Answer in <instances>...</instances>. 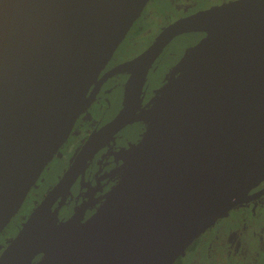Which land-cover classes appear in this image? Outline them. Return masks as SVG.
I'll return each mask as SVG.
<instances>
[{
	"label": "water",
	"instance_id": "95a60500",
	"mask_svg": "<svg viewBox=\"0 0 264 264\" xmlns=\"http://www.w3.org/2000/svg\"><path fill=\"white\" fill-rule=\"evenodd\" d=\"M149 1L0 0V233ZM190 31L207 35L144 110L151 126L102 206L80 225L59 222L52 208L99 137L127 123L130 104L81 149L0 264H175L219 218L264 193H252L264 180V0L180 18L124 66L144 79L162 49Z\"/></svg>",
	"mask_w": 264,
	"mask_h": 264
},
{
	"label": "flooded vegetation",
	"instance_id": "af4514ba",
	"mask_svg": "<svg viewBox=\"0 0 264 264\" xmlns=\"http://www.w3.org/2000/svg\"><path fill=\"white\" fill-rule=\"evenodd\" d=\"M197 1L150 0L148 2L100 73L98 79L91 86L88 96H93L92 102L82 112L68 140L61 147V149L64 147L65 149L68 148L64 157L65 165L61 173L47 186L34 188L35 184L30 190L27 197H40L39 201L34 202V207L30 213L58 183L72 165L77 154L89 140L93 137L96 140L103 129L130 104L131 112L129 113V118L126 119L127 123L125 122L126 124L118 131L99 137L97 143L95 142L94 155L81 168L71 186L54 198L52 208L58 211L59 222H73L76 225H80L87 221L106 201L131 164L151 126L153 117L144 116V110L150 107L160 96L188 59L190 53L207 33L190 31L175 36L162 49L149 67L144 79L136 76L138 68L135 66L126 68L124 63L136 58L145 51L164 29L173 22L198 11L234 0H206L201 2L199 6ZM151 4H156L155 10H150ZM144 15H148L149 20H154L158 24V28L151 30L153 32L151 37L137 50L122 53L123 49L131 46L127 44L143 37L146 25L142 24L141 18ZM148 29L150 31V28ZM106 75H108L107 78H105ZM67 144L68 147H66ZM261 189H264V180L252 190V193ZM257 197L249 202L240 204V206H245L254 201H264V193ZM224 216L216 222L223 220ZM240 233V228H234L233 226H230L225 231L222 242L226 254L236 256L235 264H250L251 261H253V264H264V248L258 249L255 255L253 256L252 254L251 257L248 256L249 254L240 256L233 251V247L240 238ZM16 234L5 244L0 255ZM197 239L189 248L196 244ZM43 256V253L38 255L36 261H39ZM181 257H179L180 261ZM176 262L178 264L179 261Z\"/></svg>",
	"mask_w": 264,
	"mask_h": 264
},
{
	"label": "rangeland",
	"instance_id": "374dc122",
	"mask_svg": "<svg viewBox=\"0 0 264 264\" xmlns=\"http://www.w3.org/2000/svg\"><path fill=\"white\" fill-rule=\"evenodd\" d=\"M205 1L198 0V6ZM156 4H151V11L155 10ZM158 11L160 10L158 9ZM141 22L146 25L143 37L127 44L131 46H125L128 48L123 49L122 53L137 50L151 37L153 33L151 30L158 28V24L154 20H149L148 15H144ZM148 28H150V31ZM149 32L151 33L149 34ZM66 147H68V144ZM67 150L68 148L65 149V147L61 149L55 158L46 165L34 188L38 186L45 187L56 179L65 165L64 157ZM39 199L40 197H27L22 209L13 217L0 235V252L5 244L18 233L33 209L34 202L39 201ZM230 226L240 228L241 232L233 251L240 256L244 254H249L250 257L252 254L254 256L258 249L264 248V201H254L245 206L234 207L231 212L225 214L223 220L212 225L197 239L194 246L181 255L180 264H235L236 256L227 255L222 242L225 231ZM250 264H253V261Z\"/></svg>",
	"mask_w": 264,
	"mask_h": 264
},
{
	"label": "trees",
	"instance_id": "16d2710c",
	"mask_svg": "<svg viewBox=\"0 0 264 264\" xmlns=\"http://www.w3.org/2000/svg\"><path fill=\"white\" fill-rule=\"evenodd\" d=\"M177 261H179L178 264H180V258ZM176 264H177V262H176Z\"/></svg>",
	"mask_w": 264,
	"mask_h": 264
}]
</instances>
